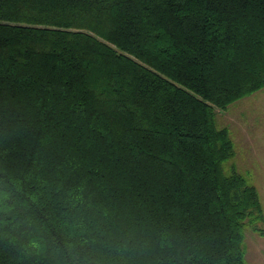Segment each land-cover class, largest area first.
<instances>
[{"label":"trees","instance_id":"trees-1","mask_svg":"<svg viewBox=\"0 0 264 264\" xmlns=\"http://www.w3.org/2000/svg\"><path fill=\"white\" fill-rule=\"evenodd\" d=\"M262 87L264 0H0V264H246Z\"/></svg>","mask_w":264,"mask_h":264},{"label":"rangeland","instance_id":"rangeland-1","mask_svg":"<svg viewBox=\"0 0 264 264\" xmlns=\"http://www.w3.org/2000/svg\"><path fill=\"white\" fill-rule=\"evenodd\" d=\"M218 127H226L235 154L224 168L234 164L258 189L264 211V87L217 109ZM246 264H264V235L244 228Z\"/></svg>","mask_w":264,"mask_h":264}]
</instances>
